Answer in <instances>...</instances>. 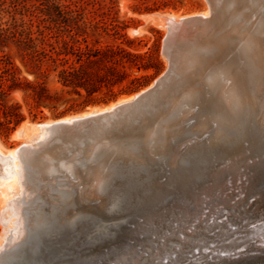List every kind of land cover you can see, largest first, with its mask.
Segmentation results:
<instances>
[{
  "label": "water",
  "instance_id": "95a60500",
  "mask_svg": "<svg viewBox=\"0 0 264 264\" xmlns=\"http://www.w3.org/2000/svg\"><path fill=\"white\" fill-rule=\"evenodd\" d=\"M255 2L206 0V14L169 20L167 67L149 85L49 125L54 138L97 145L92 162L78 156L75 167L95 170L97 182L52 192L17 259L2 264L239 263L228 249L216 261L181 255L174 238L155 240L152 229L190 210L197 193H212L235 221L249 199L264 201V18L252 22Z\"/></svg>",
  "mask_w": 264,
  "mask_h": 264
},
{
  "label": "rangeland",
  "instance_id": "374dc122",
  "mask_svg": "<svg viewBox=\"0 0 264 264\" xmlns=\"http://www.w3.org/2000/svg\"><path fill=\"white\" fill-rule=\"evenodd\" d=\"M60 2L68 4L70 0H60ZM103 2L112 7L111 15L123 27L122 32H124L128 38L134 39V44L132 46L129 47L125 44L124 46L137 53H142L148 48L156 49L157 57L162 63L161 70L135 91L122 93L111 99H106L105 96H102L105 100L99 99L98 102L87 104L83 107L80 103L85 98L84 91H82L83 95L81 97L74 93L68 94L63 91L59 93L61 99L57 103L55 109L41 106L39 108L40 111H36L31 106V99L27 97L22 90H12L7 94L6 102L7 104H19V112L23 115L24 119L14 126L7 134L0 132V150L3 149L2 152L6 153L10 149L12 150L22 144L25 139L23 136L26 135L17 133L13 136L12 134L15 133L17 128L25 121L32 124L48 120H58L66 116H72L91 109L108 106L110 103H115L124 96H130L145 88L167 67V60L161 53L163 37L165 32H167V23L162 19L172 14L189 16L207 11L206 0H103ZM34 4H36L35 0H0V24L5 27L8 25L10 26L13 20H15L16 23H20L21 21L26 23L29 18L35 20V17L29 15V11L26 10V8L30 10L33 9ZM96 7V5L93 7L91 5L87 6L89 10H93V8ZM96 11L100 12L98 9ZM32 29H35V27L32 26ZM107 40L111 41L109 37ZM3 54H5L8 60L13 64L15 75L20 80H43L49 89H56L59 91L61 86L57 82V72L50 71L46 78H37L34 69L22 58L21 53L11 41L0 51V55ZM128 72L130 74L128 79H130L135 76L138 77L146 73H152V70L144 71L132 68L129 69ZM114 89L116 90V87ZM70 106H73V108H70ZM80 174L81 173H79V175ZM0 180L2 183L12 180L6 183L4 182L3 184L0 183V200L3 199V201H0V214L2 215L0 216V244H3L0 245V264H2L6 257L8 260L10 258L12 263L17 259L26 239L25 234L19 233V229H26L34 212H36L37 209L46 207L44 206L46 203L52 202L53 196L50 195L52 192L50 194H47V192H40V189L44 191L43 185H36L34 189L29 185L30 188L27 189V193H19L17 197L15 196V199L19 201L18 204L21 207V216L24 213L22 217L20 216L21 220L18 219L19 215L17 217L15 214L16 210L13 208L14 205L12 207L10 200L13 196L12 194H15L13 191L11 192V190H19V185H15L18 184L17 176L13 175L8 180L2 178ZM13 181L16 182L14 183ZM11 183L13 186L15 185V187L9 186ZM63 188L67 189L65 186H63ZM9 191L11 193H9ZM29 193L33 194V196ZM20 195L22 199H20ZM22 195L27 199H23L24 196ZM30 197L32 198L30 199ZM39 197L41 198L39 199ZM237 197H239V192L238 189H235L234 193L230 195L231 202L236 200ZM213 198L212 193H197L193 200L195 206L192 205L191 209L187 210V212L182 215L179 214V212H175L173 215L174 221L168 223V226L164 229L157 230L159 229L158 227L152 229L153 235H155L154 237L156 238L155 240L163 242L168 238H174L178 242L175 248L177 247L181 255L200 251L205 259L216 261L217 251H226L228 249L230 251L227 254L233 257L236 255V257H238L237 259L241 258V260L238 261L239 263L233 264H264V201L253 205L250 202L252 198L249 199L248 205L244 206L243 215L239 220L235 221L229 219L230 213L222 203L218 201L212 202ZM36 199L40 201L37 202ZM6 204H10V208ZM28 206L32 209L30 210ZM19 223H22V225ZM18 226L22 227L18 228ZM15 236L19 238H15ZM234 252H236L235 255H233ZM159 256H161V254H159L158 257Z\"/></svg>",
  "mask_w": 264,
  "mask_h": 264
},
{
  "label": "trees",
  "instance_id": "16d2710c",
  "mask_svg": "<svg viewBox=\"0 0 264 264\" xmlns=\"http://www.w3.org/2000/svg\"><path fill=\"white\" fill-rule=\"evenodd\" d=\"M35 1L33 9L26 8L35 20H13L5 27L0 24V51L11 41L37 78L56 71L61 87L59 91L51 90L43 80H20L7 56L0 55V132L7 134L24 119L19 104L6 102L12 90H22L36 111L41 106L55 109L63 91L79 97L84 91L80 103L83 107L105 100L102 96L111 99L135 91L161 70L156 49L137 53L124 46H132L134 39L122 32L123 27L111 15L112 7L103 0H70L68 4L60 0ZM88 5L97 7L89 10ZM132 68L152 73L128 79Z\"/></svg>",
  "mask_w": 264,
  "mask_h": 264
},
{
  "label": "bare ground",
  "instance_id": "6f19581e",
  "mask_svg": "<svg viewBox=\"0 0 264 264\" xmlns=\"http://www.w3.org/2000/svg\"><path fill=\"white\" fill-rule=\"evenodd\" d=\"M247 4H248V1H244L243 6H241V7H244ZM250 4L252 7H255L257 10V11L254 10L255 8L252 10L251 19L254 20L252 22L255 23L256 21H258L257 17L262 18V16H263V18H264V0H256L255 4H252V3H250ZM206 13H207V11L203 12L202 14H206ZM181 17H183V16H181L180 14H172L171 16L169 15L167 18L166 17L163 18L162 20L164 22L166 21V23H168L169 20L178 21ZM128 97L129 96H124L121 99L117 100V102L124 100V99H127ZM113 105H114V103H110L108 106H105V107H99V108L91 109V110L83 112V113H79V114L72 115V116H66L64 118H61L59 120H54V121L48 120L45 122L32 123V124L25 121L17 128L15 133L12 134L13 136H15L17 133H21V134H25L27 136V139H26V136H23V137H25V139L23 140V142L20 146L14 148L12 150L10 149L6 153L2 152L3 149L0 150L1 178L4 180H8L13 175L17 176L18 184H15V185L16 186L19 185V190H16L17 192L14 189H12V190L8 189V190H11V192L13 191L15 193V194H12L13 196L10 200L12 203V207L14 205L13 208H15V210H16L15 214L17 215V217L19 215L18 219H21L20 216H21L22 211L20 210L21 207L18 204L19 201L17 199H15V196L17 197L19 193L24 194V192L28 191L27 189L30 187H33V189H34L36 185L37 186L43 185L44 191L42 189H40V192H45V193L47 192V194L48 193L50 194L51 192H55V193L57 192L58 193L57 195L60 196L61 195V192H60L61 189L63 188V186L67 187V184L74 185V187L76 186L78 188H79V185H81V184H88L89 186L93 183L96 184L97 175L95 173V170L92 172V170L91 169L89 170V167H88L87 169L86 168L83 169L85 171H81V170L77 171L75 169V167H76V161L78 159V156L85 157L87 155L86 160L91 161V159L94 156V153L97 149V145H95V143H91L90 145L89 144L87 145V143L85 142L84 146H83V143H82L83 141H80L79 139L77 140L76 138H68L67 135L58 136V137L54 138L52 136L53 132L48 127H49V125H51L57 121L69 120V119L75 118L77 116H82L85 113L100 112L106 108L112 107ZM150 135H152L151 131H150ZM21 137H22V135H21ZM79 173H81V175H79ZM9 181H12V180H9ZM9 181H6V182H9ZM0 183H2V182H0ZM15 185L13 186V184L11 183V185H9V186L15 187ZM29 185H30V187H29ZM11 192L9 191V193H11ZM30 195L33 196V194H30ZM22 196H24V195H22ZM25 196H26V194H25ZM25 196L23 197V199L26 198ZM31 198L32 197H30V199ZM40 198L41 197H39V199ZM20 199H22L21 195H20ZM49 199H51V198H49ZM1 200L3 201V199H1ZM38 201H40V200H37V202ZM4 202H5V200H4ZM8 202H9V199H8ZM33 202H34V200H33ZM6 205H8V207H9L10 204H6ZM37 206H38V204H37ZM28 207L30 208V206H28ZM31 209L32 208H30V210ZM28 213H29V211H28ZM23 214H22V216H23ZM29 215H30V213H29ZM0 216H2V215L0 214ZM5 219H6V216H5ZM24 220L26 221L25 218H24ZM19 224L22 225V223H19ZM23 224H25V223H23ZM7 225H8V223H7ZM19 227L21 228L22 226H18V228ZM15 228H16V226H15ZM25 230L26 229L21 228V229H19V233L21 232V234H24ZM16 237L17 236H15V238ZM15 238H14V240H15ZM17 238H19V237H17ZM0 245H3V244H0ZM0 251H1V247H0Z\"/></svg>",
  "mask_w": 264,
  "mask_h": 264
}]
</instances>
